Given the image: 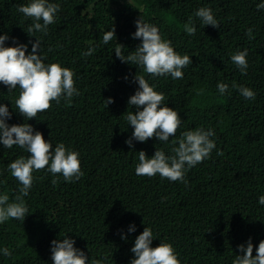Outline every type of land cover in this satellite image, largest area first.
I'll return each mask as SVG.
<instances>
[{
    "label": "trees",
    "instance_id": "obj_1",
    "mask_svg": "<svg viewBox=\"0 0 264 264\" xmlns=\"http://www.w3.org/2000/svg\"><path fill=\"white\" fill-rule=\"evenodd\" d=\"M28 2L0 0V35L18 36L16 42L26 45L40 39L44 62L72 69L80 95L71 104L53 101L49 110L25 121L15 106L19 88L9 93L0 84V104L11 113L6 123L26 122L53 147L63 142L77 151L84 175L68 183L57 174L59 183L53 186L47 169L33 172L24 221L0 224V249L12 252L10 257L0 252V264H53L51 241L65 234L89 257V264L92 259L130 264V249L144 227L153 231L152 247L161 240L171 243L181 264H232L242 254L237 246L249 238L255 256L264 240V205L258 203L264 195V10L256 7L264 0H49L60 5L56 22L48 26L47 35L35 36L27 34L32 20L17 11ZM200 7L212 9L219 28L197 20V31L190 36L183 25ZM140 16L157 26L176 52L190 57L183 79L153 78L116 57V43L125 46V56L141 43L131 37ZM112 26L116 40L104 44L103 35ZM248 28L253 29L252 40ZM5 46H10L9 39ZM89 47L96 51L83 56ZM237 48L248 49L246 75L230 60ZM136 73L164 93L166 106L181 117L182 128L167 143L155 137L143 143L133 139L131 148L125 143L133 132L125 116L136 112L128 105L139 87L133 80ZM218 82L229 85L230 95L218 92ZM234 82L251 88L255 99L241 96L232 88ZM109 97L114 102L106 107ZM199 127L214 130L216 148L187 171V185L159 174H135L138 152L151 158L157 148L173 155L179 130ZM22 155L29 154L0 144V194H8L9 202L22 185L8 165ZM130 225H135L131 233Z\"/></svg>",
    "mask_w": 264,
    "mask_h": 264
},
{
    "label": "clouds",
    "instance_id": "obj_2",
    "mask_svg": "<svg viewBox=\"0 0 264 264\" xmlns=\"http://www.w3.org/2000/svg\"><path fill=\"white\" fill-rule=\"evenodd\" d=\"M257 10H264V2L256 5ZM32 23L27 28L29 36H35V32L48 34V26L56 22V13L60 11V5L49 0H29L25 5L17 8ZM199 20L203 26L210 25L219 28V22L209 7H200L189 16L183 25V30L190 36L195 35L196 22ZM136 31L131 34L133 39L141 40L134 51L124 55V45L116 43L114 49L116 57L123 63L136 65L143 69L149 76L183 79V69L192 64L190 57L181 55L175 51L170 40H166L160 34L157 26L144 21L142 16L135 21ZM246 35L249 40L254 39L253 29L248 28ZM18 38V36H17ZM17 38L0 35V84L7 86L9 93L19 88L15 106L25 121L36 118L37 114L49 110L52 102L59 104L63 99L71 104L74 96L80 95L75 86V73L68 67H62L59 62L45 63V57L41 55V40L36 38L32 45L17 43ZM9 39L10 46H5ZM115 37V28L105 31L103 43L108 44ZM32 48V49H31ZM31 49V52H30ZM51 51V48L49 49ZM96 51L95 47H89L83 52L85 57L91 56ZM248 49L237 48L230 55L231 62L239 69L242 75L247 74ZM127 80V76L124 77ZM139 87L128 99V105L135 106L136 112L129 111L125 116L128 125L133 132L125 143L132 147L133 139L138 142H146L155 137L159 142L167 143L169 137H175L178 129L182 128V120L176 110L166 106L165 95L155 90L144 75L137 73L133 77ZM217 90L221 95L229 93V85L224 82L217 83ZM232 88L238 90L246 100H254L256 93L249 87L237 85ZM105 106L112 104V98L104 100ZM142 109V110H141ZM11 119L8 107L0 104V144L7 149L17 146L25 150L29 155L20 156L8 165L11 176L21 187L18 194L9 202L8 194H0V224L9 219L24 221L28 208L25 197L33 186L34 171L45 170L53 175V186L59 183V175L68 183L79 181L84 173L81 171L79 153L66 147L63 142L54 147L49 140H45L40 131L33 130L28 123L9 126L6 121ZM181 125V126H180ZM215 132L212 128L199 127L194 130L178 132V140H174L173 155H165L164 151L156 148L154 155L149 158L144 151L138 152V163L135 167L137 176L154 177L157 174L161 179L166 178L170 182L181 181L187 185L185 175L187 171L205 159L210 158L216 144L212 137ZM218 156L223 152L217 150ZM260 205H264V195L258 199ZM135 231V225H130L128 232ZM121 239H126L121 235ZM154 240L150 227H144L143 231L135 238L134 246L130 249L134 258L130 264H181L173 245L161 240L159 245L152 247ZM75 240L66 234L63 239L51 241V260L53 264H89V257L84 251L74 247ZM241 255H235L232 264H264V240H261L255 249L253 256V244L251 238L245 244L237 246ZM6 257L12 252L7 248L0 249ZM106 259V258H105ZM91 264H102L100 259H92Z\"/></svg>",
    "mask_w": 264,
    "mask_h": 264
}]
</instances>
